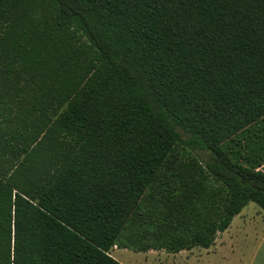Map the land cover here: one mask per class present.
Masks as SVG:
<instances>
[{
	"label": "trees",
	"instance_id": "1",
	"mask_svg": "<svg viewBox=\"0 0 264 264\" xmlns=\"http://www.w3.org/2000/svg\"><path fill=\"white\" fill-rule=\"evenodd\" d=\"M263 115L264 0H0V264L209 246L264 211Z\"/></svg>",
	"mask_w": 264,
	"mask_h": 264
},
{
	"label": "rangeland",
	"instance_id": "2",
	"mask_svg": "<svg viewBox=\"0 0 264 264\" xmlns=\"http://www.w3.org/2000/svg\"><path fill=\"white\" fill-rule=\"evenodd\" d=\"M259 127V129H264V115L257 121L256 123ZM236 140L240 141V143L243 145V150L249 151L252 149L260 148L261 142L256 141L255 139L253 141H249L247 138V131H245L243 134L238 135L235 137ZM235 140V141H236ZM234 144L232 142L230 145ZM175 153L178 154V156L182 159L187 158H194L199 163H203V161H206L209 154L203 151H197L192 152L188 150L185 147H182L181 145H177L175 147ZM264 170V164L260 167ZM256 205L253 202H250L247 204L245 208L241 211L244 216V222L241 224V227L239 229L234 230V226L232 225L236 218L233 219V222L231 224V228L227 229L228 231H225L221 236H218L216 240H264V212L256 207ZM261 210V213L259 212ZM154 228V225H148L147 229L152 230ZM150 242L151 240H144L143 242ZM152 250V249H149ZM220 250V251H219ZM155 251H161L164 252V249L155 250ZM223 251V250H222ZM194 256L199 255L197 257H194L188 264H219V255L222 253L220 247L211 248L209 250H202L199 251L195 249ZM209 253L211 256L206 257L205 254ZM216 254L215 256L213 254ZM109 254L115 258L117 261H119L122 264H165V261H167V254L162 253L160 255H155L154 253L149 252H137L131 250V248H122L118 245H114V247L110 248ZM171 256V255H170ZM181 261H176V264H179ZM170 264H174L173 262H169Z\"/></svg>",
	"mask_w": 264,
	"mask_h": 264
},
{
	"label": "crops",
	"instance_id": "3",
	"mask_svg": "<svg viewBox=\"0 0 264 264\" xmlns=\"http://www.w3.org/2000/svg\"><path fill=\"white\" fill-rule=\"evenodd\" d=\"M250 202L252 201H248L243 208H245L247 204ZM256 207L260 208L258 205H256ZM256 207L254 208L256 209ZM243 208L241 209V211L243 210ZM261 210L259 211L260 213H261ZM241 211L235 214L231 218L230 223L226 229L222 231H216L212 242L207 247H203L198 244H193L191 245V247L180 249L177 252H169L166 250L164 252H161V251L158 252L153 249L146 250V251H137V250L135 251L149 252V253H154L155 255L166 253L167 261H165V264H170L169 263L170 261L173 262L174 264H176V261H181L179 264H188L190 261H193L192 259L194 257L199 256V255L194 256L193 251L195 249H197L198 251L200 249L209 250L211 248H215L218 246L221 248V252H222L219 255V261H220L219 264H264V240H216L218 236H221L223 233H225V231H228L227 229L229 227L231 228V224L234 218L237 219V221L235 220V222L232 224V225H235L234 230L235 229L237 230L241 227V224L244 222V217H245L244 216L245 214H243V212L241 213ZM120 247L127 248L124 246H119V248ZM213 255L215 256L216 254L214 253ZM205 256L208 257L211 255L207 252Z\"/></svg>",
	"mask_w": 264,
	"mask_h": 264
}]
</instances>
